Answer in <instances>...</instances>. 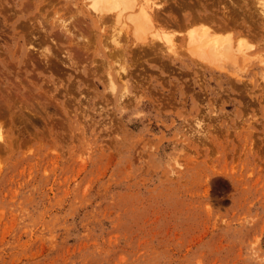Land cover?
<instances>
[{
	"label": "rangeland",
	"instance_id": "1",
	"mask_svg": "<svg viewBox=\"0 0 264 264\" xmlns=\"http://www.w3.org/2000/svg\"><path fill=\"white\" fill-rule=\"evenodd\" d=\"M180 1L246 38L242 55H190L198 22L179 29L177 55L151 42L158 31L135 41L108 19L103 47L87 33L96 19L77 13L91 0H0V264H264L260 2ZM37 14L85 20L87 53L28 49ZM111 33L127 51L106 67Z\"/></svg>",
	"mask_w": 264,
	"mask_h": 264
},
{
	"label": "bare ground",
	"instance_id": "2",
	"mask_svg": "<svg viewBox=\"0 0 264 264\" xmlns=\"http://www.w3.org/2000/svg\"><path fill=\"white\" fill-rule=\"evenodd\" d=\"M91 1H92V2H90L91 4H89V6H87V9L88 8L91 9V11H89V13L88 12L84 13L80 9H77L78 10L77 13H80V14L82 13L84 19H87V17H90L91 19L92 18L96 19L97 23L90 26L89 30L87 29V33L89 34L88 36H90L91 39L94 38V40H96V41H100L101 38L103 40L106 37V36H104L106 34V30H105L106 27L104 26V21L106 19H108V20H112V23H116L117 26H120L123 24L124 26L128 25L127 27H129V25H130L132 31L127 32L126 35H128V37L133 36L135 41H137L139 39L142 40L143 38L141 39V37H144V35H146L149 31H151V33H153L152 31H158V32H154L155 34L153 35V39L151 42H153V41L161 42V40H162L163 43L168 47V49L177 55L176 39L179 35L183 34L182 32H180L179 29L186 26L187 24L189 25L190 22H192V23L198 22L196 25L191 23L194 27L192 26L191 28L187 29L186 34L188 36V38H187V46H188L187 51H188V53H190V55H199L200 61H205L207 63H210V62L213 63L215 61V64H216V61H218V62L220 61L219 57H221V58L225 57V59H227L229 61V59L236 58V54L240 53V55H242L241 52H242L243 48L247 47V42H244V41H246V38H245V40H244V38H239L237 44L236 43L234 44V37H235V34L233 33L234 31L231 32L229 30L227 32H225V31L223 32L222 30H225V28L222 29V27L217 24V21L215 20V15H208V14L206 15L205 14L207 12V7H206V5L200 4V2H198V3L200 4V6L203 9L202 11H197L198 6L196 7V5L193 2L185 3V2H182L180 0H91ZM254 1H256V0H254ZM257 1L260 2L258 4V6H260V8H261L260 9V15L264 19V3L261 0H257ZM49 3H51V2H49ZM171 3H175L174 4L175 6H173ZM83 4H85V3H83ZM178 5H180V7L182 6L181 9L188 8V9L184 10L185 12L187 11V13L184 14V18L181 21L176 18L177 12L175 10L180 8ZM87 9H85V10H87ZM225 11H228V8H226ZM54 13L57 14V12H54ZM202 13H204L205 15H202ZM181 14H182V12H181ZM39 15L37 14L36 17L29 18L24 23V25L27 27V29L31 32L30 33L31 36L34 37V39L31 38L30 41H28V45L26 46V47H28V49L34 48L33 45H34V41L36 39L43 40L44 42H41V41L40 42L44 43L45 45L48 43L54 44L52 42L57 43V41L63 40L65 42L71 43L73 45V47H74L73 49L75 50V53H77V54L81 53L80 51H82V53L84 51L86 52V50L88 48L87 46L89 45V42H90L89 40H91V39H89V37L85 36L83 33L84 32L83 27H85V26H83V24H85V22H86L85 20L81 19L79 21L78 24H80V27L78 26L79 27L78 28V27H75L74 25L72 26V24L68 25V23H66V22H68L69 20L64 19L66 21L65 22V21H63V19L61 20L60 18H57V19L52 18V20L50 19L51 22H47L48 20L46 17H44V16L38 17ZM53 15H55V14H53ZM57 15H59V13ZM57 15L55 17H58ZM165 15H168L169 17L171 16L172 19H170V20L165 19V17H163ZM70 16H72V15H70ZM78 16L80 17V15H78ZM76 17H77V15H76ZM38 19H39V21H41L40 27H37L38 26L37 24H36L37 26L35 25V23H36V21H38ZM71 22H72V20H71ZM232 22H233V20H232ZM226 23H227V21H226ZM225 24H224V26H226ZM113 25H115V24H113ZM164 25H167V26L171 27L172 29L168 27L166 30V28H164L165 27ZM173 27H176V29ZM75 29L77 30V32ZM128 29H126V30H128ZM168 29L170 30V32H167ZM159 31H161V32H159ZM222 33H226V34H222ZM111 34H113L111 40L115 44L118 51L116 54H113L109 51L108 47L105 46L104 49L106 50L107 56L104 59L105 60L104 65L106 67L111 66V63H110L111 61L109 59L118 58L120 60H124L125 54L127 51L125 49V47L122 48L121 45L119 46L120 42H119L118 38H120L119 37L120 31H119V34H115V33H111ZM103 36H104V38H103ZM115 36H116V38H115ZM102 40H101V44L103 45ZM127 40H129V39L127 38ZM104 41H105V39H104ZM236 41H237V39H236ZM93 44H92V46H93ZM95 45H97V44H95ZM103 47H104V45H103ZM93 48H95V47H93ZM149 50H151L153 53H155V46H151V48ZM62 53H63V54H61L62 57L59 58V60H61V62L63 63L62 58L64 57V55L66 57V54L63 51H62ZM56 57L57 56L54 55V58H56ZM244 59H246V58H244ZM119 69H123V73L126 74L125 72H127V71L125 69V66H121V67L119 66ZM108 77H110V74H108ZM120 78H121V76H120ZM108 80L110 81L109 82L110 92L114 93L116 90L115 85H114L112 79L109 78ZM118 80H120V79H118ZM123 87L125 88V86H123ZM125 90H126V88L123 91H125ZM125 93H126V91H125ZM123 98H124V93L119 96V99L123 100ZM200 126L198 127L200 129L199 133L202 134V129ZM0 137H1V135H0ZM172 174H176L175 169H172Z\"/></svg>",
	"mask_w": 264,
	"mask_h": 264
}]
</instances>
